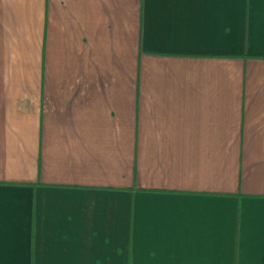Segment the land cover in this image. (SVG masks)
I'll use <instances>...</instances> for the list:
<instances>
[{
    "label": "crops",
    "instance_id": "obj_1",
    "mask_svg": "<svg viewBox=\"0 0 264 264\" xmlns=\"http://www.w3.org/2000/svg\"><path fill=\"white\" fill-rule=\"evenodd\" d=\"M0 264H264V0H0Z\"/></svg>",
    "mask_w": 264,
    "mask_h": 264
}]
</instances>
